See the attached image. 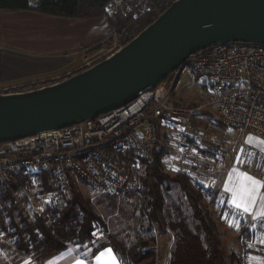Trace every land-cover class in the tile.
<instances>
[{
  "label": "built area",
  "instance_id": "built-area-1",
  "mask_svg": "<svg viewBox=\"0 0 264 264\" xmlns=\"http://www.w3.org/2000/svg\"><path fill=\"white\" fill-rule=\"evenodd\" d=\"M118 3L113 2L112 9ZM131 11V7L126 8V12ZM133 16L140 18L141 14L133 11ZM117 49L115 46L98 57L87 55L85 68ZM188 69L207 79L210 91L204 87L199 92L222 123L264 139V44L225 43L190 56L162 84L141 92L123 107L59 130L0 143V183L16 186L18 195L37 215L72 201L75 184L86 183L102 192L140 194L143 181L138 164L154 160L158 124L165 122L179 132L175 150L166 151L160 161L162 171L192 174L186 164L199 146L201 132L192 121L201 107L172 102L177 83ZM129 153L137 160L130 174L123 168ZM43 175L49 177V187L44 185ZM137 200L130 197L131 202ZM226 212L231 213L228 208ZM253 221L240 218L246 229L240 234L243 256L248 254ZM259 228L264 229V223Z\"/></svg>",
  "mask_w": 264,
  "mask_h": 264
},
{
  "label": "trees",
  "instance_id": "trees-1",
  "mask_svg": "<svg viewBox=\"0 0 264 264\" xmlns=\"http://www.w3.org/2000/svg\"><path fill=\"white\" fill-rule=\"evenodd\" d=\"M112 9L113 2H118ZM175 0H0V8L7 10H35L53 16L90 18L107 16L116 29V35L88 49L87 53H96L107 44L123 46L130 42L143 29L153 23ZM131 7V12L126 8ZM147 8V12L143 9ZM133 11L141 16L135 18ZM105 55L99 61L105 59ZM86 69V68H83ZM82 69V70H83ZM64 79V78H63ZM56 81L31 83L10 89L7 92L27 91L52 84ZM154 160L142 163L146 173L142 175L143 189L136 192H105L114 197L138 198L137 210L147 221L145 234L137 232L135 241L129 236L112 234L104 215L96 208L94 201L86 197L75 184V198L65 205L48 208L42 215L27 212V200L17 193L16 186L0 183V231L18 249L31 253L39 259L59 254L72 244L85 245L100 242L99 248L111 246L120 257L122 264H159L158 235L155 227L161 230L169 228L174 234L169 264H246L242 254L233 251L227 255L221 247V241L213 219L203 204L204 190L188 173H165L160 161L166 147L161 143V132ZM129 153L124 158V171L131 173L137 163L135 156ZM44 185L49 187V177L43 175ZM178 183L187 197L192 209L191 219L181 207H177L176 217L163 220L166 211V197L163 187ZM215 195V194H214ZM215 195L214 198H216ZM100 203V201H98ZM26 208V209H25ZM171 215V214H170ZM243 228V227H242ZM240 229V233L245 230ZM167 230V229H166ZM97 232H100L97 234ZM124 232V231H122ZM104 237L100 239L101 237Z\"/></svg>",
  "mask_w": 264,
  "mask_h": 264
},
{
  "label": "water",
  "instance_id": "water-1",
  "mask_svg": "<svg viewBox=\"0 0 264 264\" xmlns=\"http://www.w3.org/2000/svg\"><path fill=\"white\" fill-rule=\"evenodd\" d=\"M264 44V0H175L105 59L55 83L0 93V143L59 130L123 107L190 56L225 43Z\"/></svg>",
  "mask_w": 264,
  "mask_h": 264
},
{
  "label": "crops",
  "instance_id": "crops-1",
  "mask_svg": "<svg viewBox=\"0 0 264 264\" xmlns=\"http://www.w3.org/2000/svg\"><path fill=\"white\" fill-rule=\"evenodd\" d=\"M115 35L116 29L107 16L62 17L35 10L0 8V93L36 82H57L81 71L86 65L88 49ZM205 88L210 91L209 86ZM173 102L180 104V101ZM205 114L200 112L193 118V126L201 134L198 149L187 163L195 171H210L211 179L205 186L217 195L215 202L221 203L222 211L229 209L231 213L228 214L239 225L237 231L240 232L242 228V216L254 220V230L248 235V254L242 255V259L246 264H261L264 262V229H260L259 225L264 223V218L256 215L262 206L261 202L257 200L252 214L238 211L229 203L231 194L225 191V184L230 174L233 183H239V173H247L264 182V143H261L264 139L252 132L225 125L216 111L214 115ZM202 121L206 129L202 127ZM261 195H264V188L261 189ZM171 241L167 253H162L158 243L159 264L170 263L174 244ZM99 246L98 241L85 245L72 244L59 254L41 260L18 249L0 231V264H24L26 260L31 261V264H49L50 261H55V264H75L77 260L84 261V264H104L108 257L102 261H98L97 257L106 249H112L119 264H122L111 246ZM236 252L241 253L242 247Z\"/></svg>",
  "mask_w": 264,
  "mask_h": 264
},
{
  "label": "rangeland",
  "instance_id": "rangeland-1",
  "mask_svg": "<svg viewBox=\"0 0 264 264\" xmlns=\"http://www.w3.org/2000/svg\"><path fill=\"white\" fill-rule=\"evenodd\" d=\"M33 1L35 2L36 0ZM115 46H117V48L120 47L118 43L107 44L98 52L87 54L98 57V55L112 51ZM207 85L209 86V83L205 77L197 76L189 69L185 70L177 83L176 90L172 97V102L174 100H176V102L180 101V105L188 108L201 107L200 110L197 111H199L198 113L202 112V114L207 113L204 116L214 115V112L216 111L215 108L211 105H207L208 100L203 98V95L199 92L201 88H204ZM211 123L213 124V122ZM201 124L202 127L205 129L207 128L205 122L202 121ZM160 132V140L162 145L166 147V151H174L177 143L175 136L178 134L177 132H179V130H175L168 122H165L161 123ZM130 156L134 155L131 154ZM186 165L190 167L189 162ZM132 169L135 170V167ZM137 169L138 174L140 175H144L146 173V166L143 164H138ZM191 173L192 178L199 182L198 185L204 186L203 204L206 212H208L214 221L215 228L221 241L222 249L227 255L231 254L233 251H240L242 247V244L240 243L241 233L236 230V227L229 226V221H236L234 218L230 217L231 214L229 215L227 212L222 211L221 203L219 204L218 201L215 202L216 198H214L215 195L213 194V191L209 190V188L205 186V184L210 181L212 174H210V171L208 172L205 169L199 171L192 169ZM170 174L175 175L176 173L171 172ZM79 188L86 197H90L94 201L97 210L104 215L106 221L108 222L110 233L118 235L122 234L121 236L126 234L125 236H129L130 241L136 240L138 236L137 232L139 234H145L144 231L145 226H147V221L142 218L140 211L136 209L138 200L136 202H131L130 198L127 199L124 196L117 198L107 195L108 193L98 191L86 183H80ZM163 188L167 201L163 220L168 222L171 216L176 217L177 207H181L186 216L190 217V222H192V209L190 208L187 197L182 191L180 185L178 183L166 184ZM98 201H100V203ZM26 208L27 212H29L30 209L27 205ZM133 227H135L137 232L129 230V228L133 229ZM165 228L167 230H161L159 227H155V231L159 238L158 243L162 247V253H167V250L170 248V244L172 242L171 240L174 241L173 232L169 228ZM242 230H245V228H242ZM99 233L100 232H97V234ZM99 237H101V235ZM102 238L104 237H101L100 239Z\"/></svg>",
  "mask_w": 264,
  "mask_h": 264
},
{
  "label": "snow or ice",
  "instance_id": "snow-or-ice-1",
  "mask_svg": "<svg viewBox=\"0 0 264 264\" xmlns=\"http://www.w3.org/2000/svg\"><path fill=\"white\" fill-rule=\"evenodd\" d=\"M250 141L251 138H249V142ZM261 143H264V141H261ZM238 175L239 183L234 184L231 180L230 174V178L225 184V191L231 194V200L229 203L238 211L252 214L257 200H259L262 206L256 211V215L264 218V195H261V189L264 188V182L255 179L247 173H239ZM229 226L236 227L237 229L239 228V225L234 221H229ZM104 257H108L107 261H104V264H119L112 249H106L99 257H97V260L102 261ZM24 264H31V261L26 260ZM49 264H55V261H50ZM75 264H84V261L77 260ZM261 264H264V262H261Z\"/></svg>",
  "mask_w": 264,
  "mask_h": 264
}]
</instances>
